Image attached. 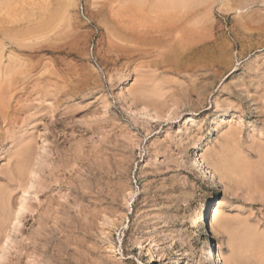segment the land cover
<instances>
[{"label":"rangeland","instance_id":"374dc122","mask_svg":"<svg viewBox=\"0 0 264 264\" xmlns=\"http://www.w3.org/2000/svg\"><path fill=\"white\" fill-rule=\"evenodd\" d=\"M0 97V264L264 263V0H0Z\"/></svg>","mask_w":264,"mask_h":264},{"label":"bare ground","instance_id":"6f19581e","mask_svg":"<svg viewBox=\"0 0 264 264\" xmlns=\"http://www.w3.org/2000/svg\"><path fill=\"white\" fill-rule=\"evenodd\" d=\"M189 2V1H188ZM128 79V78H127ZM1 98V97H0ZM138 109V107H137ZM146 114V113H145ZM232 117V114L228 113L225 116H223L219 121L215 122L214 127H213V134H218L222 129L226 128V126L229 124L230 119ZM233 117H235V115L233 114ZM206 145V142H201L199 146L193 148L194 153L192 154V156H196L195 158H193L192 160V166L197 168L200 167L201 168V172H204L206 174V178L205 179H209V173L207 172V170L205 169V167L201 164L202 163V157L200 154V151L203 150V147ZM194 159H196L194 161ZM24 203V202H23ZM18 218V217H17ZM216 218V208L215 207H211L209 209V213H208V221L206 223L205 226V230H209L212 232L213 229V221ZM16 228V227H15ZM14 229V228H13ZM213 237V236H212ZM259 243V242H258ZM7 244V243H6ZM257 244V243H256ZM212 245V244H211ZM145 246V245H144ZM258 249V248H257ZM256 249V250H257ZM210 250L212 251V254L218 259L220 260V264H223V258L221 256V253L216 249V247L213 246L210 248ZM261 250V249H260ZM259 250V251H260ZM263 250V249H262ZM150 252H152V249L150 250ZM153 255V254H152ZM151 255V256H152ZM264 255V254H262ZM155 256V255H154ZM259 256V255H258ZM262 257V256H261ZM184 263V262H183ZM264 264V263H263Z\"/></svg>","mask_w":264,"mask_h":264}]
</instances>
